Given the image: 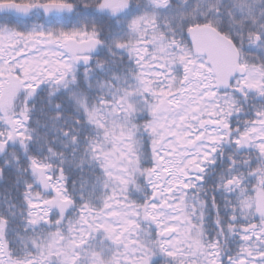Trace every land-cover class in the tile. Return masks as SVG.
I'll return each instance as SVG.
<instances>
[{
    "label": "snow or ice",
    "instance_id": "1",
    "mask_svg": "<svg viewBox=\"0 0 264 264\" xmlns=\"http://www.w3.org/2000/svg\"><path fill=\"white\" fill-rule=\"evenodd\" d=\"M0 264H264V0H0Z\"/></svg>",
    "mask_w": 264,
    "mask_h": 264
}]
</instances>
